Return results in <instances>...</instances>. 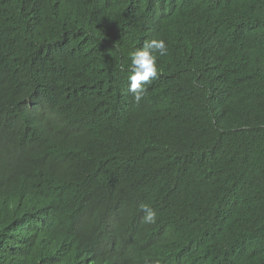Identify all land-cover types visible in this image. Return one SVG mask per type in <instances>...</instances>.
I'll return each instance as SVG.
<instances>
[{
	"label": "trees",
	"instance_id": "obj_1",
	"mask_svg": "<svg viewBox=\"0 0 264 264\" xmlns=\"http://www.w3.org/2000/svg\"><path fill=\"white\" fill-rule=\"evenodd\" d=\"M0 264H264V0H0Z\"/></svg>",
	"mask_w": 264,
	"mask_h": 264
},
{
	"label": "clouds",
	"instance_id": "obj_2",
	"mask_svg": "<svg viewBox=\"0 0 264 264\" xmlns=\"http://www.w3.org/2000/svg\"><path fill=\"white\" fill-rule=\"evenodd\" d=\"M167 47L164 40L153 39L145 41L143 47L132 54L131 72L129 91L133 93L135 103H139L146 93V85L157 78L158 69L156 66V55L160 56L167 54ZM146 212L144 222L148 224L156 223V213L148 209L146 206H141Z\"/></svg>",
	"mask_w": 264,
	"mask_h": 264
}]
</instances>
